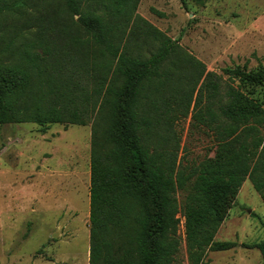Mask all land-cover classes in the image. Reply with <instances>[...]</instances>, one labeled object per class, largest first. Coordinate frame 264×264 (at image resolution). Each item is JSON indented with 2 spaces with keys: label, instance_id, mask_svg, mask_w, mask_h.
Wrapping results in <instances>:
<instances>
[{
  "label": "trees",
  "instance_id": "1",
  "mask_svg": "<svg viewBox=\"0 0 264 264\" xmlns=\"http://www.w3.org/2000/svg\"><path fill=\"white\" fill-rule=\"evenodd\" d=\"M136 1L0 0V124L31 122L42 130L52 123L90 124L89 264H177V189L185 191L189 263L206 264L205 248L236 245L214 234L223 202L243 180L264 204V101L241 88L261 86L264 67L223 68L228 80L240 83H228L222 101L214 99L221 76L206 72L200 88L206 86L221 115L218 143L187 185L191 175L181 176L176 152L156 144L145 114L147 86L167 77L177 46L139 18L156 47L148 56L130 53L123 33ZM32 14L51 16L19 43L7 36L5 20L28 24ZM134 32L129 28L127 36ZM248 247L259 250L264 264V237Z\"/></svg>",
  "mask_w": 264,
  "mask_h": 264
},
{
  "label": "rangeland",
  "instance_id": "2",
  "mask_svg": "<svg viewBox=\"0 0 264 264\" xmlns=\"http://www.w3.org/2000/svg\"><path fill=\"white\" fill-rule=\"evenodd\" d=\"M132 14L123 33L130 53L148 56L156 47L139 18L177 46L167 77L147 86L145 114L156 144L176 152V168L187 177L214 156L218 143L221 115L206 86L200 88L206 72L221 76L214 99L222 101L225 86L240 83L228 80L223 68L245 65L254 72L264 67V0H137ZM50 16L32 14L28 24L7 19L3 26L19 43ZM129 28L135 32L127 36ZM241 88L264 101V79L261 86ZM90 138V124L52 123L43 130L31 122L0 124V264H89ZM184 194L177 189V264H190ZM221 211L214 239L236 245L220 251L205 248L206 264H263L259 250L248 247L264 237V204L248 179L226 198Z\"/></svg>",
  "mask_w": 264,
  "mask_h": 264
}]
</instances>
